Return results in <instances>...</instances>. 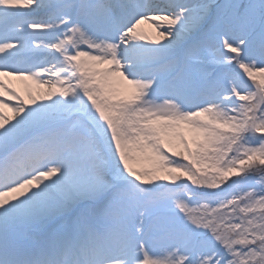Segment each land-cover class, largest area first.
Returning a JSON list of instances; mask_svg holds the SVG:
<instances>
[{
  "label": "snow or ice",
  "instance_id": "1",
  "mask_svg": "<svg viewBox=\"0 0 264 264\" xmlns=\"http://www.w3.org/2000/svg\"><path fill=\"white\" fill-rule=\"evenodd\" d=\"M0 264H264V0H0Z\"/></svg>",
  "mask_w": 264,
  "mask_h": 264
},
{
  "label": "rangeland",
  "instance_id": "2",
  "mask_svg": "<svg viewBox=\"0 0 264 264\" xmlns=\"http://www.w3.org/2000/svg\"><path fill=\"white\" fill-rule=\"evenodd\" d=\"M144 28L146 30L150 31L148 25H144ZM25 84H26V82H22V81L14 82V86L17 87V89L21 92L22 95L25 94Z\"/></svg>",
  "mask_w": 264,
  "mask_h": 264
}]
</instances>
